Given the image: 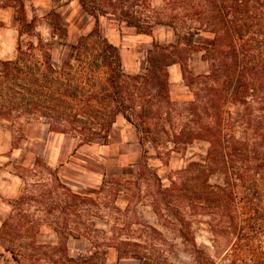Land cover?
<instances>
[{"label":"rangeland","instance_id":"rangeland-1","mask_svg":"<svg viewBox=\"0 0 264 264\" xmlns=\"http://www.w3.org/2000/svg\"><path fill=\"white\" fill-rule=\"evenodd\" d=\"M121 3L123 9L133 4L134 16L148 20L152 28L138 31L125 23L120 11L98 16L100 34L118 48L120 66L112 63L114 72L108 58L84 46L96 37L87 35L94 27L92 15L61 19L65 30L52 33L50 14H40L35 7L33 23L20 25L18 43L25 51H16L13 61L0 65L2 70L7 68L0 78V127L12 131L14 143L22 138L26 125L35 121L85 140H100L116 116L123 115L138 127L142 149L138 164L128 174L108 178L102 190L94 193L63 184L39 156L31 163L1 162V171L20 172L26 189L18 196H0V264H139L136 257L117 256L118 246L124 250L126 240L131 242L125 245L131 252H149L153 259L143 264H233L235 256L264 264V79L262 83L255 79L257 88L246 94L248 103L224 102L222 107L223 131L242 143L235 149L230 167L234 183L226 185L224 204L195 197L203 204L195 207L175 199L187 220L181 229L161 192L171 180L186 181L191 190H200L205 175L200 176L198 166L188 162L196 160L205 166L209 142L194 137L183 143L177 136L181 130L185 138L188 133L194 135L198 123L216 121L212 107L207 112L200 106L209 96L204 82L196 78L189 87L183 79L184 67L207 73L212 62L223 56L210 42L213 29L221 31L225 24L224 12L229 23L240 27L235 33L237 45L251 44L253 53L247 62L256 67L257 60L264 58V0ZM70 19L90 24L74 42L68 40ZM38 38L46 50L51 42L49 56L43 49H26L28 41L36 44ZM226 40L221 48H227ZM154 41L173 44L172 56L178 59L166 66L165 76L160 67L154 73L146 69ZM263 65L255 73L264 77ZM187 79L191 80L190 75ZM208 82L221 81L209 78ZM193 100L202 112L197 120L190 114ZM186 166L183 174L176 171ZM241 171L257 173L250 183H242L234 175ZM223 178L219 170L207 172L203 193L221 191L217 184L224 185ZM121 187L128 198L125 206L115 200Z\"/></svg>","mask_w":264,"mask_h":264},{"label":"trees","instance_id":"trees-1","mask_svg":"<svg viewBox=\"0 0 264 264\" xmlns=\"http://www.w3.org/2000/svg\"><path fill=\"white\" fill-rule=\"evenodd\" d=\"M84 9L90 13L95 21H94V27L93 29L87 34L91 36L93 33L96 34V37L92 39L91 42H86L84 46L91 51H96L95 53L101 56L108 58V63L110 64V69L112 72L115 71V68L112 67V63L115 62L116 66H120V56L118 52V48L116 45L111 43L106 37L102 36L98 29V16L100 14L104 13H112L116 14L120 11L122 16H124V21L126 24H132L136 26L138 31L142 32H150L152 28V24L148 20H139L134 16L135 8L134 5L131 4L129 8H122L123 3L118 4V2H122L123 0H79ZM185 1H183L184 3ZM125 6V5H124ZM120 9V10H119ZM50 23L52 25V33L57 30L61 29L62 31L65 30L64 24L61 22L60 15L51 9L49 13ZM226 12H224L221 15V19L225 20V24L221 31H217V28L214 30V37L210 44L214 45L215 51L222 53L223 56L218 57V59L214 62H212V65L210 66L209 72L205 73H194L190 69H187L184 67L183 71V79L184 82L191 87L194 80L198 78L199 80L203 81V87L206 89L205 92L208 96V101H204L203 104L200 106H203L207 112H210V108L212 107L214 109V117L216 120L215 124H201L198 123L197 128H195V134L191 135L188 133L186 138L183 136L185 133V130H181L179 132L178 140L185 143L186 141H189L196 138H203L207 139L209 142V147L206 152V160L207 164L204 166L203 163L199 161H190L188 162V166L196 164L197 169L200 173H198L200 176L207 174V172H214L215 170H219L224 175V185H218V188L221 189V191H217L214 189H209L206 191V193H203V188L205 186H208V183L204 180L205 176L201 178V186L200 190L190 189L186 185V181H183L182 184H179V181L171 180L169 186L162 188V196L166 199L167 203H169L171 206L172 213L177 218V221L181 224V229L183 225L187 224V220L183 218V214L181 210L176 206V201H178V204L185 200L186 204H190V206H199L203 205L202 200H194L195 197H198L197 199H211L214 203L217 204H224L223 203V196L225 194H228L226 192V185L229 184V181H232L234 183V178L230 176L231 172V166L233 161V156L237 155V151L235 149L240 148L242 146V143L238 139H235L234 136H231V134H228L227 132L223 131L221 123L223 120V111L222 107L224 102L229 103H237V102H245L248 103V99L246 98V94L249 93L248 91L254 90L257 88V86H254V81L259 77L260 83H262V80L264 77L262 74L255 73L257 67L262 66L264 64V58H260L257 61H260V63L255 67V65L251 64V62H247L250 59V56H252L253 48H251L250 43H246L244 45H237L235 40V33L240 30L239 26H235L236 24L229 23V19L226 18ZM34 17L30 21V24L33 23ZM158 22V21H155ZM234 25V26H233ZM224 31V33H223ZM87 35H83L84 38ZM225 35V37H224ZM223 38H226L227 48H221L222 47V40ZM51 42L48 43V47L46 50L45 43L41 38L37 39V43L34 44L32 41L27 42V48H39L43 49V51L47 54V56L50 55V47ZM76 48V52H79L80 47V41H78L77 44H74ZM171 45H163L159 44L157 42H152L151 48L148 49L147 54V61L148 64L146 66L147 72L154 73V70L156 68H161L164 70V76L166 75V66L174 61H178V59L173 55L174 50L171 47ZM17 53L24 52L22 50V43L19 42L16 47ZM242 51V52H241ZM93 53V52H92ZM94 53L93 57H96ZM217 56V55H216ZM244 56V57H243ZM13 61L10 59H0V65L6 66V64ZM156 67V68H155ZM264 68V65H263ZM7 71V68L2 70L0 69V78H2ZM187 75H190V79H187ZM209 78L212 80H217L220 78V83L217 82L216 84H211L208 82ZM160 83V81H159ZM164 84L166 85V81H164ZM163 84V85H164ZM1 85V83H0ZM190 114L192 113V117H194V120H197L201 116V111L198 110L199 104L195 103L194 100L190 102ZM143 109V108H142ZM1 113V112H0ZM213 114V113H211ZM210 132H213L214 135L210 134ZM255 152V151H254ZM187 169L186 167L180 168L178 171L179 174H183V172ZM257 172L250 171V172H234V175L238 177L239 182L244 183H250V178L253 179L254 174ZM175 191V192H173ZM174 194V195H173ZM176 199V200H175ZM195 203V204H194ZM176 221V223H177ZM153 230H157L155 227L150 226ZM158 231V230H157ZM128 240L124 241V244H129ZM134 243V242H133ZM134 244H137L136 242ZM124 245L123 248H119L117 250V256H133L138 258L139 264H143L145 262H149V260L153 259L151 256L148 255L149 252H142L143 250H134L131 252L129 248H126ZM147 254V255H146ZM233 264H251L248 263L245 258H236V256L233 258ZM156 261H158V258H155ZM160 261V260H159Z\"/></svg>","mask_w":264,"mask_h":264},{"label":"crops","instance_id":"crops-1","mask_svg":"<svg viewBox=\"0 0 264 264\" xmlns=\"http://www.w3.org/2000/svg\"><path fill=\"white\" fill-rule=\"evenodd\" d=\"M33 7L40 14L53 9L62 20L78 14L90 19L91 15L79 0H0V59H10L16 54L20 25L30 23ZM68 27V40L74 42L90 24L81 25L70 19ZM13 139L10 129L0 127V163L7 159H11V164L31 163L39 156L63 184L77 191L86 190L84 193L99 192L108 178L128 174L142 154L139 129L123 115L116 116L100 140H85L72 132L51 130L49 124L40 121L28 123L17 143ZM1 173L0 196H18L26 189L20 172L0 170ZM115 200L121 206L127 204L124 187L118 190Z\"/></svg>","mask_w":264,"mask_h":264}]
</instances>
